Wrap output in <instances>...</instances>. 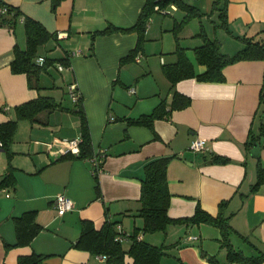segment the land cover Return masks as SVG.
<instances>
[{"label": "crops", "instance_id": "0c3cea01", "mask_svg": "<svg viewBox=\"0 0 264 264\" xmlns=\"http://www.w3.org/2000/svg\"><path fill=\"white\" fill-rule=\"evenodd\" d=\"M3 1L19 7L23 15L40 21L57 35L51 40L62 47L59 57H68V64L61 69L69 75L67 89L72 83L82 95L94 153L99 152L103 162L97 187L90 158H61V137L80 135L77 113L56 108L40 112L35 122L20 120L11 146L15 189H0V264H17L19 256L31 253L46 255L48 264H107L104 256L75 246L82 220L89 219L100 227L106 216L120 219L116 228L121 227L128 235L141 228L143 219L132 214L140 206L139 176L144 162L155 156L170 157L166 172L171 194L169 216H190L197 203L215 216L219 202L227 200L224 209L230 225L264 250V183L250 192L257 177V156L264 164V136L249 152L243 145L249 129L257 133L264 123V92L260 101L264 59H243L225 66L223 82L190 77L170 88L162 64L176 59L174 49L168 51L169 60L161 49L158 59L143 60V53H138L134 59L120 61L135 46L137 36L133 31L96 35L94 54H90L93 32L108 23L134 24L145 0H62L55 9L51 0ZM225 18L227 51L244 46L240 37L264 43V0H227ZM161 29L155 21H149L144 46L157 39ZM182 30L178 36H182ZM15 45H25L22 18L13 27L0 26V122L15 117L14 106L54 86L42 82L40 90L31 88L26 73L11 70ZM190 60L196 70L205 69L195 61L194 52ZM174 91L188 95L190 104L171 109L168 118H155L152 127L128 122L127 118L152 112L162 100L168 110ZM69 112L75 118L68 117ZM196 137L205 139L206 152L189 148ZM214 155L230 161H214ZM7 167L6 153L0 148V180ZM58 194L73 203L72 209L62 215L55 207ZM27 210H35L41 229L30 244L17 246L15 217ZM238 233L230 236L233 246L245 255L256 254ZM142 238L169 245L168 254L159 264H249L229 263L226 247L220 243V229L206 223L171 224L165 231L147 232ZM129 243V238L123 240L125 248ZM125 263L132 264L131 257L125 256Z\"/></svg>", "mask_w": 264, "mask_h": 264}, {"label": "trees", "instance_id": "16d2710c", "mask_svg": "<svg viewBox=\"0 0 264 264\" xmlns=\"http://www.w3.org/2000/svg\"><path fill=\"white\" fill-rule=\"evenodd\" d=\"M61 1L62 0H51L52 8L55 9ZM226 1L227 0H224V3L221 4V0H214L212 11L218 10L217 16L219 23H217V26L228 30L225 18ZM170 3L184 11L182 19L180 21H175L172 27L177 38L179 31L190 19L201 17L203 14L199 8L186 0H145L134 24L123 26L108 23L104 28L93 32L92 41L90 43V54H94L93 39L96 35L133 31L137 36L135 46L126 56L122 57L120 61L124 59H134L142 48L152 12L161 11L163 13H169V11L164 8ZM19 18L23 20L25 45L24 47H19L18 45L14 46V58L10 63V67L13 72L26 73L29 86L40 90L44 87L40 83L41 74L46 72L49 65L54 62L59 63L58 68L60 70L64 69V66L68 64V57L42 56L41 52L39 53L40 47L50 39H56L57 35L48 31L40 21L29 15H23L19 7L0 0V26L8 25L13 27ZM196 35L201 37L202 43L194 46L192 50L194 52L195 61L198 64L204 65L205 69L203 71L195 69L184 47L174 49L176 59L173 62L162 64V70L170 82V88H173L177 81L190 77H194L199 81L223 82L225 81V76L223 74V68L225 66L243 59H264V43L255 41L251 37H240L244 46L233 54H228L220 49V42L218 39H211L202 27ZM71 85L72 83L69 84L68 91L73 101L72 107H63L61 102L55 100L51 95L39 94L35 98L14 106V118L0 122V148L4 149L8 159V172H5L3 178L0 180V189L3 187L15 189L16 180L13 172L10 170V160L13 155L11 146L18 128V122L25 119L35 122L37 120V115L42 111L49 112L56 108L68 109L77 113L80 118V135L78 136L80 138L79 152H65L61 158L66 155L79 158H90L95 154L101 158L103 157L99 152L94 153L95 151L93 149L91 132L84 110L82 95L79 94L75 87L70 90ZM262 92H264V90H261L260 101H262ZM75 95L76 97L73 98ZM190 101L191 98L188 95L174 91L168 110H165V104L162 100L155 106L152 112L143 114L138 118H127V120L130 123L152 127V122L155 118H168L171 109L184 108L190 104ZM262 136H264V123L260 125L257 133L253 132L252 128H250L248 137L243 144L245 152H249L252 147L258 145ZM212 158L214 161L221 163L230 161L228 157L221 155H214ZM169 160L170 157L168 156H155L148 158L142 166V172L139 176L140 196L138 201L140 206L137 212L132 213L143 219L141 228H135L134 231L128 235L121 227L116 228V224H119L120 219L112 220L109 216H106L100 227H96L89 219H83L81 232L75 246L89 250L93 254L104 256L107 264H126L125 256L131 257L132 264H159L161 258L165 254H168L167 248H169V245L153 244L142 238V234L165 231L171 224L184 223L189 225L206 223L217 226L220 229V243L222 247H226V259L229 263L243 261L249 264H259L261 261H264V250L259 249L256 244L250 241L246 236L238 233L228 222L229 215L225 214L224 209L227 200L219 202V210L215 216L204 210L199 203L196 204L194 212L190 216H169L167 211L171 194L168 189L166 173ZM93 174L96 180V186L99 187L97 178L98 173L93 172ZM256 175V181L250 187V192L257 190L259 186L264 183V164L261 163L259 156H257L256 162ZM40 229L41 226L37 223L35 218V210L24 211L20 216L15 217L16 242L14 245L22 246L30 244ZM234 232L238 233L243 240L252 245L257 253L254 255H245L241 249L235 248L230 240V236ZM127 238L130 239V243L129 246L125 248L123 246V240ZM202 254L204 256L206 255L203 251ZM45 258L46 255L38 253L21 255L18 257L17 264H48L44 261ZM209 259L211 261L215 260L212 256L209 257Z\"/></svg>", "mask_w": 264, "mask_h": 264}, {"label": "rangeland", "instance_id": "374dc122", "mask_svg": "<svg viewBox=\"0 0 264 264\" xmlns=\"http://www.w3.org/2000/svg\"><path fill=\"white\" fill-rule=\"evenodd\" d=\"M190 4L195 5L197 8H199L200 11H202L201 17H195L190 19L184 26L182 30V36L176 37L174 31L171 29L174 26L175 21H180L182 17L184 16V11H182L179 7L168 4L164 9L168 10L169 13H163L161 11L157 12L154 11L151 14V17L149 19L150 23L152 21H155V24L157 28L161 26V30L159 32V35L157 36V39L147 41V45L144 46L145 40L142 44V48L139 51V53H143V60L148 57H156L158 59L159 52H161V49L163 50V56L167 57V60H169V55L171 53H168L169 50H173L179 47H184L185 52L187 56L190 59H193V52L192 49H189V46H194L197 44L202 43V39L200 36H193L190 37V34L197 33L200 28L202 27L203 30H205L206 34L211 39H218L220 42V49L224 52V50H229V40H227V35L225 30H223L222 27L217 26V23H219L218 19V10L212 11V4L214 0H186ZM223 1V0H221ZM165 28H170L171 30H164ZM161 34V35H160ZM188 35L187 37L183 35ZM180 35V33H179ZM194 39H197L196 41ZM60 50H62V47L57 43L54 42V40H49L44 44V46L40 47L39 53H46L51 57H59ZM228 54H233L236 51H227ZM44 55V54H43ZM58 62H54L49 65L46 72H43L40 76V83L42 85V82L47 84H54L53 87L43 89L44 93L46 95H51L55 98V100L60 101L62 105L72 107V99L69 95V91L67 89V82L69 79V75L59 70L58 68ZM66 112H64L63 116V122L65 125L66 122ZM72 112H69V116L71 119L75 118L73 116ZM78 116V115H77ZM28 121V120H26ZM56 134V132H55ZM62 138V137H61ZM203 240V238H202Z\"/></svg>", "mask_w": 264, "mask_h": 264}, {"label": "built area", "instance_id": "2783aa9c", "mask_svg": "<svg viewBox=\"0 0 264 264\" xmlns=\"http://www.w3.org/2000/svg\"><path fill=\"white\" fill-rule=\"evenodd\" d=\"M157 8V6H156ZM64 35V33H59V36ZM61 67V66H59ZM62 68V67H61ZM74 88V85H71L70 90ZM130 92L134 91L133 87L129 88ZM73 96V98H75ZM63 146L59 147L58 150L62 153L65 152H73V153H78L79 152V142L80 138L79 137H63L61 138ZM189 148L195 151H201V152H206L208 150V147L206 145L205 139L196 137L195 139L192 140V142L189 145ZM91 160V170L94 173H99L102 169V158L99 157L97 154L93 155L90 157ZM55 207L57 210V213L59 215L64 214L66 211L72 209L73 203L72 201L66 197L64 194H58L55 197Z\"/></svg>", "mask_w": 264, "mask_h": 264}]
</instances>
